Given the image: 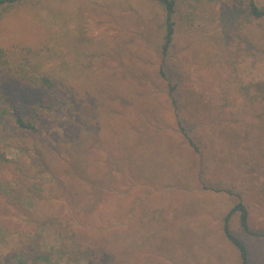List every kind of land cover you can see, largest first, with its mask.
Wrapping results in <instances>:
<instances>
[{
    "label": "rangeland",
    "instance_id": "obj_1",
    "mask_svg": "<svg viewBox=\"0 0 264 264\" xmlns=\"http://www.w3.org/2000/svg\"><path fill=\"white\" fill-rule=\"evenodd\" d=\"M182 3L194 27L166 62L151 0H28L7 12L0 45L40 55L75 106L43 115L37 131L0 128L25 171L17 183L0 171L23 196L0 203V264H241L224 232L239 199L203 185L241 194L264 235V171H252L239 122L241 89L264 85V19L246 21L229 0ZM0 93L1 107L9 98L25 112L44 99Z\"/></svg>",
    "mask_w": 264,
    "mask_h": 264
},
{
    "label": "trees",
    "instance_id": "obj_2",
    "mask_svg": "<svg viewBox=\"0 0 264 264\" xmlns=\"http://www.w3.org/2000/svg\"><path fill=\"white\" fill-rule=\"evenodd\" d=\"M28 0H0V32L5 15L16 5ZM159 5L164 12L165 34L161 45L164 62L170 57L176 42L189 39L193 29L195 14L186 10L183 0H151ZM230 6L245 12L244 19H264V7L257 6L255 0H229ZM43 62L40 55L34 54L29 48H8L0 45V92L8 85L34 92H43L44 99L35 103L29 112L23 111L18 102L4 98L6 106H0V128L14 129L17 133L33 132L39 129L41 117L61 113L66 107L75 106V93L61 79L42 70ZM256 90V91H254ZM239 122L247 128L249 157L252 171H264V85H248L241 89ZM1 94V93H0ZM169 96L175 110V116L180 132L187 142L195 148L192 136L180 118L176 86H169ZM243 119V121H242ZM197 151H199L197 149ZM12 173L16 183L25 172L19 163L9 158L0 146V171ZM10 181L0 175V203L15 206L18 204L8 194L16 193L22 196L17 188H11ZM206 190L224 192L238 197L239 202L224 217V232L231 242L239 249L242 256L241 264H264V235L259 234L252 222L249 206L242 200L241 194L232 188H217L203 185ZM1 241L7 239L10 231L6 230ZM30 254L26 248L23 252Z\"/></svg>",
    "mask_w": 264,
    "mask_h": 264
}]
</instances>
